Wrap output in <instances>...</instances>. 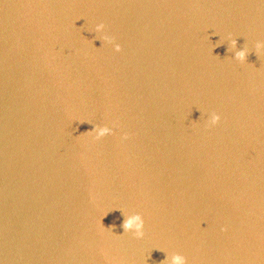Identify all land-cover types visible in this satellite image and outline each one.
I'll list each match as a JSON object with an SVG mask.
<instances>
[{
	"label": "water",
	"instance_id": "1",
	"mask_svg": "<svg viewBox=\"0 0 264 264\" xmlns=\"http://www.w3.org/2000/svg\"><path fill=\"white\" fill-rule=\"evenodd\" d=\"M257 41L261 0H0V264H264Z\"/></svg>",
	"mask_w": 264,
	"mask_h": 264
},
{
	"label": "clouds",
	"instance_id": "2",
	"mask_svg": "<svg viewBox=\"0 0 264 264\" xmlns=\"http://www.w3.org/2000/svg\"><path fill=\"white\" fill-rule=\"evenodd\" d=\"M261 3H264V0H261ZM97 33L103 40L105 41L106 45H112L113 50L117 53L121 51V47L118 43L115 42L114 37H110L105 33V25L103 23H99L95 25L94 29L92 30ZM227 39L230 41L231 49L234 51V57L232 58L234 61L245 64L246 58L249 53L248 47H244L241 50L236 51V39L228 36ZM254 51L257 57L264 56V41H257L254 45ZM221 117L220 115L216 114L215 112L209 114L207 120L208 127H214L220 123ZM92 134V137L95 141H99L104 137L113 135V128L108 126H95L94 129L89 132ZM122 140H127V134L121 137ZM144 219L141 215L137 214L129 219H127L123 225V229L125 233H130L136 239H141L144 236ZM223 230V229H222ZM168 264H187V260L183 255L180 254H168Z\"/></svg>",
	"mask_w": 264,
	"mask_h": 264
}]
</instances>
